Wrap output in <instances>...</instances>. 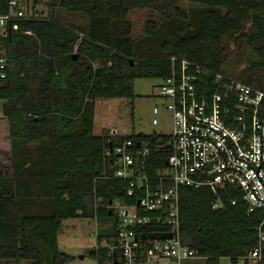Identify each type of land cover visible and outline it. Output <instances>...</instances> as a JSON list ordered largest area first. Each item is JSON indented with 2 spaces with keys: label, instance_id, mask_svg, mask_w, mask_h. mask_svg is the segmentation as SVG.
Segmentation results:
<instances>
[{
  "label": "trees",
  "instance_id": "obj_1",
  "mask_svg": "<svg viewBox=\"0 0 264 264\" xmlns=\"http://www.w3.org/2000/svg\"><path fill=\"white\" fill-rule=\"evenodd\" d=\"M8 1L0 0V14L8 11ZM183 1L196 6L185 8ZM58 5L86 15L82 30L36 10L10 20L0 41L7 58L0 98L11 168H0V264L72 260L59 250L57 238L62 222L73 217L95 218L102 227L97 243L101 236L113 243L116 216L105 205L114 198L134 204L135 196L125 194L126 179L113 176L115 156L104 155L110 144L128 138L133 147L145 145L142 169L148 175L165 166L169 150L158 142H168L164 134H94L96 99L131 100L134 79L168 75L172 55L264 90V0H60ZM134 9L158 14L156 21H146L138 39L127 18ZM229 37L235 44L244 40L258 55L249 69L235 71L226 64ZM214 199L205 188L179 189V238L197 255L181 264H220L223 258L248 264L247 252L264 246L257 229L263 212L247 213L245 201L233 192L222 196L220 208H212ZM168 228L154 225L140 232ZM87 253L101 264H119L107 245Z\"/></svg>",
  "mask_w": 264,
  "mask_h": 264
},
{
  "label": "built area",
  "instance_id": "obj_2",
  "mask_svg": "<svg viewBox=\"0 0 264 264\" xmlns=\"http://www.w3.org/2000/svg\"><path fill=\"white\" fill-rule=\"evenodd\" d=\"M35 11L9 0L8 11L0 14V41L7 36L10 20L31 17ZM169 60L170 72L159 78L157 86L159 102L151 109L153 125L162 116L171 126V132L164 134L170 148L160 143L169 150L165 166L146 174L142 168L148 149L143 144L133 147L128 138L104 151L105 156H115L113 176L128 182L125 194L135 196L134 204L114 198L105 205L116 216L114 241L105 245L119 264H159L162 260L181 264L197 257L179 238L182 186L207 189L215 197L214 209L223 206V195H240L247 213L263 212L257 229L264 241V90L185 57L172 55ZM6 78L7 58L0 46V87ZM106 135L126 134L112 126ZM95 199L101 201V197ZM154 225L168 226L162 232H171L172 237H140L152 233L140 232L141 228ZM244 258L249 264H264V246L259 243Z\"/></svg>",
  "mask_w": 264,
  "mask_h": 264
},
{
  "label": "rangeland",
  "instance_id": "obj_3",
  "mask_svg": "<svg viewBox=\"0 0 264 264\" xmlns=\"http://www.w3.org/2000/svg\"><path fill=\"white\" fill-rule=\"evenodd\" d=\"M25 8H34L42 16H54L63 24L75 27L78 30L87 23L85 14L69 12L61 7L58 3L60 0H18ZM181 6L190 8L196 4L183 1ZM132 25V37L134 39L144 36V26L147 20L158 19L156 12L148 9H134L128 16ZM226 54L228 62L226 63L235 71L249 69L250 61L258 60L259 57L253 52L243 40L239 44L234 43V37L226 39ZM160 80L156 77H137L133 81L134 97L129 99H96L94 110V134H107L109 128L115 126L123 134L133 133H157L169 134L171 126L160 116L159 123L153 125L152 106L159 100L155 96L157 86ZM132 109V110H131ZM132 111V112H131ZM0 126H8L4 116V100L0 98ZM3 134L0 132V139ZM36 210V209H35ZM101 224L95 218L73 217L65 219L62 222L58 232V248L60 251L73 257L72 260L65 264H94V261L88 255V251L93 249L97 244L105 246V239L100 237L99 243L96 241V235L101 230ZM82 255L83 258H79ZM9 264H31L29 260H13ZM159 264H166L165 260ZM221 264H229L227 258L221 260ZM249 264V262H248Z\"/></svg>",
  "mask_w": 264,
  "mask_h": 264
},
{
  "label": "crops",
  "instance_id": "obj_4",
  "mask_svg": "<svg viewBox=\"0 0 264 264\" xmlns=\"http://www.w3.org/2000/svg\"><path fill=\"white\" fill-rule=\"evenodd\" d=\"M0 132L3 134L0 139V168L6 166L10 168V142H9V129L8 126H0Z\"/></svg>",
  "mask_w": 264,
  "mask_h": 264
},
{
  "label": "water",
  "instance_id": "obj_5",
  "mask_svg": "<svg viewBox=\"0 0 264 264\" xmlns=\"http://www.w3.org/2000/svg\"><path fill=\"white\" fill-rule=\"evenodd\" d=\"M159 143H161L162 141L159 140ZM170 144H165L164 148H170ZM110 202V201H109ZM136 203H139V200L136 201ZM141 238H149V239H166V238H171L172 237V233L171 232H152V233H148V234H141L140 235ZM79 258H83L82 255H79Z\"/></svg>",
  "mask_w": 264,
  "mask_h": 264
}]
</instances>
